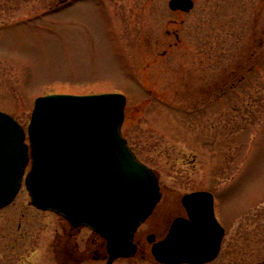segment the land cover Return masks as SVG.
<instances>
[{
    "label": "rangeland",
    "instance_id": "obj_1",
    "mask_svg": "<svg viewBox=\"0 0 264 264\" xmlns=\"http://www.w3.org/2000/svg\"><path fill=\"white\" fill-rule=\"evenodd\" d=\"M54 1L0 0V111L28 129L41 97L124 94L122 135L168 195L138 238L209 191L226 231L209 264H263L264 0H193L180 14L171 0L106 1L112 14L95 2L50 13ZM66 226L24 186L0 210V264H69ZM92 235L73 236L70 264H107ZM155 262L138 252L114 264Z\"/></svg>",
    "mask_w": 264,
    "mask_h": 264
},
{
    "label": "water",
    "instance_id": "obj_2",
    "mask_svg": "<svg viewBox=\"0 0 264 264\" xmlns=\"http://www.w3.org/2000/svg\"><path fill=\"white\" fill-rule=\"evenodd\" d=\"M173 12H191L193 0H172ZM127 97L120 93L48 95L36 100L27 130L0 111V210L25 182L31 205L106 241L107 264L136 256L135 236L161 201L156 173L141 163L122 135ZM30 166V167H29ZM190 220L178 219L153 244L160 264H209L225 229L214 196L183 197ZM264 264V263H263Z\"/></svg>",
    "mask_w": 264,
    "mask_h": 264
},
{
    "label": "flooded vegetation",
    "instance_id": "obj_3",
    "mask_svg": "<svg viewBox=\"0 0 264 264\" xmlns=\"http://www.w3.org/2000/svg\"><path fill=\"white\" fill-rule=\"evenodd\" d=\"M108 2L109 0H56V2L54 1V3L52 5L49 6L48 8V11L50 13H61V12H64V11H67L77 5H81V4H92L93 2H95V7L100 9L101 12H105V13H111L110 11L108 12V9H107V6H105V2ZM172 1V0H171ZM170 1V2H171ZM170 2H169V5H170ZM94 4V3H93ZM47 11V12H48ZM177 13H181V12H177ZM112 14V13H111ZM114 21V20H113ZM114 23V22H113ZM112 23V24H113ZM167 54V53H166ZM165 54V55H166ZM255 68H250L249 69V72L250 73H254L255 72ZM245 76H243V78L239 81L243 82L245 80ZM239 84V83H238ZM205 102V101H204ZM160 187H161V201L159 203V205L157 206L155 212L153 213V215L147 220V222L152 218V217H155L156 213L158 212L161 204L165 201L168 200V195L165 194L164 192V188L163 186L160 184ZM195 193V192H193ZM213 194V193H212ZM214 195V199H215V212H216V196L215 194ZM170 200V199H169ZM174 206V207H173ZM171 209H177V212H175L173 214V216H171L169 219H168V222L165 224L161 221L157 222L156 224V228L158 229V232L155 231V233H150L148 234L145 239L146 241H142L138 238V232L136 234V238H135V241L138 245V252H143V254H152V247H153V244L149 241V238L151 237H154V242L155 243H158L162 240H164L167 235L169 234L170 230L172 229V226L174 224V222L178 219H185V220H190V217H189V213L187 212V209L185 208V206L183 205V198L178 202H174V205L171 206L170 210ZM66 222V227L64 228V232L67 231V228H68V235H69V239L67 240L68 242H70L69 244H67L66 242H63L62 245L65 249V259H66V262H69L72 263L76 260V257H74V254L71 252V248L74 247V245L72 244L73 243V236L77 233H80L84 228H74L72 225H70L67 221ZM146 222V223H147ZM95 238H98L99 239V247L103 249V252L105 253V259L107 257V250H106V243L103 239H101L98 235L94 234L93 235ZM61 240H63V235H61L60 237ZM72 242V243H71ZM149 245V246H148ZM150 247V253H149V248ZM153 256V255H152ZM146 257H144L145 259ZM154 264H160V263H157L155 262Z\"/></svg>",
    "mask_w": 264,
    "mask_h": 264
}]
</instances>
